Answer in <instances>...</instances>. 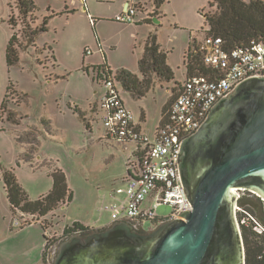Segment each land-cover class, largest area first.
<instances>
[{
	"label": "rangeland",
	"instance_id": "1",
	"mask_svg": "<svg viewBox=\"0 0 264 264\" xmlns=\"http://www.w3.org/2000/svg\"><path fill=\"white\" fill-rule=\"evenodd\" d=\"M120 1L34 0L35 12L21 18L13 0L11 6L9 0H0V105L2 99L5 101L0 121V264H42L47 242L50 246L46 257H51L48 264H54L60 244L67 240L62 231L74 219L89 222L94 229L112 224L108 214L96 221L100 190L104 192L121 180L126 161L123 163L118 155L122 143L108 139L104 133L96 101L102 98L105 88L95 65L108 62L114 73L121 68L137 71L144 39L155 28L174 78L168 82L163 79L149 95L140 98L116 83L134 120L145 111L146 127L154 133L171 89L185 81L184 54L190 46L193 50L191 35L197 33V39H201L208 32L205 12L216 10L208 0H166L161 6L166 17L159 22L155 17L160 12L149 17L140 10L133 23L117 22L115 16L124 11L115 13ZM11 14L15 17L14 29L8 22ZM49 14L48 29L32 40L30 30L40 26L43 16ZM101 15L106 19L99 20ZM146 17L151 22L145 21ZM13 31L19 41L20 61L8 66L6 46ZM10 83L12 89L6 95ZM9 111L14 121L7 119ZM55 166L68 177L73 190L71 201L39 221L22 212L13 215L1 168H13L30 198L36 199L51 189L49 170ZM253 206L258 215L264 216V202ZM234 208L238 215L245 209L237 201ZM156 212L166 218L173 207L159 204ZM16 218L25 225H15ZM41 222L47 223L46 230ZM159 225L147 220L141 229ZM257 229L263 230L261 226Z\"/></svg>",
	"mask_w": 264,
	"mask_h": 264
},
{
	"label": "water",
	"instance_id": "2",
	"mask_svg": "<svg viewBox=\"0 0 264 264\" xmlns=\"http://www.w3.org/2000/svg\"><path fill=\"white\" fill-rule=\"evenodd\" d=\"M182 153L180 182L194 207L179 214L184 219L145 234L121 222L74 235L54 264H246L232 188L264 197V77L243 80L218 101Z\"/></svg>",
	"mask_w": 264,
	"mask_h": 264
},
{
	"label": "built area",
	"instance_id": "3",
	"mask_svg": "<svg viewBox=\"0 0 264 264\" xmlns=\"http://www.w3.org/2000/svg\"><path fill=\"white\" fill-rule=\"evenodd\" d=\"M137 11V7L128 5L115 19L133 23ZM192 52L201 57L207 72L191 74L178 85L176 96L168 107V116L158 127L154 139L140 128L124 104L116 86L119 82L116 74L109 68L99 70L105 88L99 102L105 135L120 143L144 147L139 149L138 162L129 165L124 183L102 196L97 212L99 220L106 213L111 223L125 220L134 227L143 228L144 221L158 225L184 219L179 214L193 211L180 182L183 144L189 135L199 130L216 103L229 95L236 85L254 76L264 77V40L255 38L247 46L230 49L222 37L207 32L201 39L196 38ZM159 204L172 206L173 212L160 218L156 214ZM15 225H22L20 219H15Z\"/></svg>",
	"mask_w": 264,
	"mask_h": 264
},
{
	"label": "trees",
	"instance_id": "4",
	"mask_svg": "<svg viewBox=\"0 0 264 264\" xmlns=\"http://www.w3.org/2000/svg\"><path fill=\"white\" fill-rule=\"evenodd\" d=\"M19 9V16L26 18L35 12L34 0H14ZM165 0H154L153 4L158 9ZM208 5L216 8L214 11L205 12V30L213 33L214 36H220L225 40L226 46L230 49L247 46L252 39L264 40V0H208ZM11 6V3H10ZM156 12V11H155ZM52 14L43 16L42 24L35 29L30 30V34L35 41L38 32L48 29L49 18ZM151 22L150 19H146ZM11 27L15 28V17L11 14L8 18ZM156 32H151L147 35L144 43V50L139 58V74L131 72L126 68H121L116 74L117 80L121 85L129 90L134 96L140 98L148 93L154 85L157 77L165 80H172L174 74L167 62V54L157 38ZM195 36V35H194ZM192 37V45L195 46L196 37ZM19 41L16 32H12L8 45L6 46V60L8 66H11L20 61ZM186 76L191 74H204L207 72L206 67L201 61L198 54H194L191 46L185 54ZM96 69H106L110 67L107 63L103 65H95ZM102 77V74H100ZM11 83L7 86L6 95L12 89ZM177 93V92H176ZM175 93V96H176ZM4 95V96H6ZM175 98V97H174ZM173 98V99H174ZM172 101V100H171ZM170 101V102H171ZM4 99L0 105V121L1 111L5 109ZM170 102L165 105L163 115L160 120V125H163L168 116V107ZM9 111L7 114L8 120H13L14 115ZM159 125V126H160ZM2 179L6 190V195L11 206V212L15 215L17 212L29 214L36 217L39 221L41 217L48 215L56 210L59 206L70 202L73 195V190L68 184L67 175L59 166H55L49 170L52 177V187L46 193L40 194L36 199H31L28 191L18 181L17 175L13 168L2 167ZM256 198L252 200L255 202ZM242 201L240 202V204ZM242 204H245L243 202ZM249 207V206H248ZM253 212L254 208L249 207ZM31 224L30 222H26ZM43 229L46 230L47 223L41 222ZM25 225V224H24ZM23 224L19 227L24 226ZM104 228V227H103ZM94 229L78 220H75L72 225L64 227L62 233L63 238L77 235L84 237L92 232H98L103 229ZM133 228V226H132ZM134 229V228H133ZM132 229V230H133ZM136 231V230H135ZM138 231V230H137ZM139 233V232H138ZM45 236V233H44ZM242 236L245 242L246 264H264V233H257L252 225L242 227ZM47 239V238H45ZM48 240H46L47 242ZM48 242L45 243L41 263H49L50 258L46 257L49 249ZM53 254V252H51ZM50 255V254H49ZM53 260V257H52Z\"/></svg>",
	"mask_w": 264,
	"mask_h": 264
},
{
	"label": "crops",
	"instance_id": "5",
	"mask_svg": "<svg viewBox=\"0 0 264 264\" xmlns=\"http://www.w3.org/2000/svg\"><path fill=\"white\" fill-rule=\"evenodd\" d=\"M100 2H102V1H104V2H111V3H116V0H99ZM153 1L154 0H121L120 1V3H118V7L116 8L115 7V13L116 14H118L119 12H121V11H123V10H125L127 7H128V5H132V6H135V7H137V9L138 10H140V11H144V12H147V13H149L150 15H149V17H152L153 15V13H155V11H157V12H160L158 15H156V17L155 18H157V21H155V22H159V19H161L162 17H166V15L163 13V11H162V9H161V6L158 8V9H156L155 8V6H154V4H153ZM166 1V0H165ZM10 2H12V0H9V3ZM13 2H15L14 0H13ZM164 2V1H163ZM67 11H69L68 9H66ZM155 10V11H154ZM72 11H75V9H72L71 10V12ZM99 17V16H98ZM149 17H146L145 18V21H147L146 19L148 18V19H150ZM106 18H104L102 15L99 17V20H105ZM115 19V18H114ZM116 20V19H115ZM118 22V21H117ZM204 24H205V21H204ZM175 27H177L176 25H175ZM156 30H155V28H154V30L153 31H151V32H155ZM150 32V33H151ZM12 34V33H11ZM149 34V33H148ZM147 34V35H148ZM194 36V34H192L191 35V40H192V37ZM147 37V36H146ZM194 37H196V38H200L199 37V34H197V33H195V36ZM158 38V37H157ZM146 39V38H145ZM145 39H144V43H145ZM159 40V39H158ZM159 42L161 43V45H162V47H163V49H164V52H166V54H167V51H165L166 49L164 48V46H163V44H162V42L159 40ZM144 46V45H143ZM143 50H144V48H143ZM143 50H142V52H143ZM185 54H186V52H185ZM185 54H184V65H185V71H186V63H185ZM141 55H142V53H141ZM141 57V56H140ZM139 57V58H140ZM167 59H168V56H167ZM139 61V60H138ZM167 62H168V60H167ZM105 63H107L108 64V62H105ZM138 64H139V62H138ZM169 64V63H168ZM98 65V64H97ZM139 66V65H138ZM138 66H137V68H138ZM170 66V65H169ZM171 67V66H170ZM127 69V68H126ZM120 70V69H119ZM118 71V70H117ZM116 71V72H117ZM132 72V71H131ZM134 73H137V74H139V68L137 69V71H133ZM186 75H187V73H186ZM185 75V79H186V76ZM162 80H163V78H159V77H157V79H156V81H155V83H154V85L152 86V88L148 91V93L146 94V95H144L143 97H145V96H147V95H149V93L152 91V90H154V88H155V85L157 84V83H159V82H162ZM167 82H168V80H167ZM101 84H102V82H101ZM161 85V84H160ZM175 90L172 88L171 90L172 91H170L171 93H170V96H169V98L167 99V101L165 102V104L163 105V108H162V115H163V109H164V107H165V105L167 104V102H168V100L172 97V95H173V93H174V91H176L178 88H177V86H175ZM127 90V89H126ZM104 94V93H103ZM101 98V97H100ZM99 98V99H100ZM154 98H156V97H154ZM99 99H98V101H96L97 102V104L99 103ZM122 99H123V101H124V104L127 106V103L125 102V100H124V97H122ZM97 106H99V105H97ZM127 108H129L128 106H127ZM162 115L160 116V120H161V118H162ZM160 120H159V124H158V126H157V128H156V130H155V132L153 133V131H150L149 129H147V121H146V113H145V111H142V115H140V118L136 121L137 123H139V125H140V128L142 129V130H144V132L147 134V136H149V138H151V139H154L155 137H156V134H157V132H158V127H159V125H160ZM105 130H106V128L104 129V133H105ZM106 136V135H105ZM108 138V137H107ZM108 139H113V138H108ZM115 141V140H114ZM122 147H123V149H118V151H121V153H123V154H118L119 156H121V157H123V163L126 161V163L124 164L125 166L123 167L124 168V174H122L121 176H120V179L121 180H119L116 184H114L113 185V187L112 188H109L108 190L106 189V190H104V192L103 191H101L100 190V192H102L101 193V195H99V202L101 203V199H102V196L105 194V193H107L109 190H112L116 185H119V184H123L124 183V181L123 180H125V177L127 176V173H129V165L131 166L132 164H134L135 162H138V160L140 159V155H139V152L144 148L143 146H140V145H135V144H133V143H129V142H126V143H122V144H120ZM123 145H126V146H123ZM126 147V148H125ZM139 149H141V150H139ZM126 150V151H125ZM123 151V152H122ZM123 163H122V165H123ZM119 178V177H118ZM99 206H100V204H99ZM99 206H98V210H99ZM98 214V213H97ZM106 214V213H105ZM104 215V214H103ZM75 220H78V219H74V221ZM99 220V219H98ZM98 220H96V221H98ZM79 222H82V223H84V224H86V225H89V222H84V221H81V220H78ZM100 221V220H99ZM106 224H108V223H106ZM45 247V246H44ZM44 251V250H43ZM42 255H43V252H42ZM42 255H41V259H42ZM52 257H53V255H52ZM40 262H41V260H40Z\"/></svg>",
	"mask_w": 264,
	"mask_h": 264
},
{
	"label": "flooded vegetation",
	"instance_id": "6",
	"mask_svg": "<svg viewBox=\"0 0 264 264\" xmlns=\"http://www.w3.org/2000/svg\"><path fill=\"white\" fill-rule=\"evenodd\" d=\"M182 155H183V153H182ZM181 160H182V158H181ZM234 190L235 189H233V191ZM237 190L238 191H236V192H237L238 195L236 194V198H237L236 201L239 204H240L241 201H242V203L245 202V204H242V203L240 204L241 207H244L245 209H242L241 211H239V215L237 214V211H236V215H235L236 220H237L238 224L241 227V231H242V227L243 226L252 225L253 229H255L257 231V233H259V231L257 230L258 226H261L263 228L262 232L264 233V227L262 225V223L264 224V216L258 215L257 210L253 206V204L257 205V204H261V202H264V197L259 195L258 192L253 191L251 189L238 187ZM253 198H256L255 202L252 200ZM248 206L254 208L255 212L251 211ZM259 206L260 205H258V207ZM121 222H126L127 224H129L127 221L121 220V221L112 222V224L107 226L106 228L112 227L115 224L121 223ZM121 225H124V224H121ZM133 228H134L133 230L134 231L136 230V232L143 233V234L146 233V232H143V230H141L142 227H140V226H136V227L133 226ZM101 230H103V229H101ZM241 234H242V232H241Z\"/></svg>",
	"mask_w": 264,
	"mask_h": 264
},
{
	"label": "clouds",
	"instance_id": "7",
	"mask_svg": "<svg viewBox=\"0 0 264 264\" xmlns=\"http://www.w3.org/2000/svg\"><path fill=\"white\" fill-rule=\"evenodd\" d=\"M236 188V187H235ZM238 188V187H237ZM54 254V253H53Z\"/></svg>",
	"mask_w": 264,
	"mask_h": 264
},
{
	"label": "bare ground",
	"instance_id": "8",
	"mask_svg": "<svg viewBox=\"0 0 264 264\" xmlns=\"http://www.w3.org/2000/svg\"><path fill=\"white\" fill-rule=\"evenodd\" d=\"M232 190H233V188H232Z\"/></svg>",
	"mask_w": 264,
	"mask_h": 264
}]
</instances>
